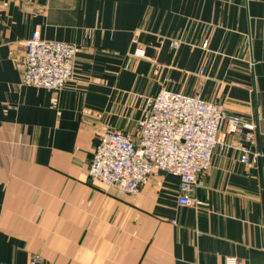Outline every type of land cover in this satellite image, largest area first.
<instances>
[{
    "label": "crops",
    "instance_id": "1",
    "mask_svg": "<svg viewBox=\"0 0 264 264\" xmlns=\"http://www.w3.org/2000/svg\"><path fill=\"white\" fill-rule=\"evenodd\" d=\"M35 31L79 48L60 91L21 85ZM161 89L259 118L264 145V0H0V264H264V163L234 147L198 206L166 171L137 195L89 177L101 134L137 135Z\"/></svg>",
    "mask_w": 264,
    "mask_h": 264
},
{
    "label": "built area",
    "instance_id": "2",
    "mask_svg": "<svg viewBox=\"0 0 264 264\" xmlns=\"http://www.w3.org/2000/svg\"><path fill=\"white\" fill-rule=\"evenodd\" d=\"M25 47L17 62L21 85L60 91L73 78L79 49L74 43L46 40L35 31ZM135 55L145 57V51L138 47ZM227 134L236 135L237 144H229ZM217 147L238 149L242 163L263 164L259 118L250 121L199 95L161 89L147 100L137 135L112 128L101 134L88 175L120 192L137 195L157 171H166L180 179L178 204L198 206L203 202L193 194L200 175L211 167ZM29 264H43L41 255H32ZM225 264H238V259L227 256Z\"/></svg>",
    "mask_w": 264,
    "mask_h": 264
}]
</instances>
